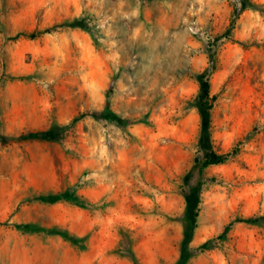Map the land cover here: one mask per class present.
I'll list each match as a JSON object with an SVG mask.
<instances>
[{
    "label": "rangeland",
    "instance_id": "rangeland-1",
    "mask_svg": "<svg viewBox=\"0 0 264 264\" xmlns=\"http://www.w3.org/2000/svg\"><path fill=\"white\" fill-rule=\"evenodd\" d=\"M240 1L0 0V264H175L190 171L187 264H264V0ZM206 71L209 148L238 153L203 168Z\"/></svg>",
    "mask_w": 264,
    "mask_h": 264
},
{
    "label": "trees",
    "instance_id": "trees-1",
    "mask_svg": "<svg viewBox=\"0 0 264 264\" xmlns=\"http://www.w3.org/2000/svg\"><path fill=\"white\" fill-rule=\"evenodd\" d=\"M248 8H253L249 0H241L240 1V10H245ZM70 28H83V23L81 21H73L68 24ZM34 36V35H33ZM31 35V37H33ZM208 71V70H207ZM204 72L199 76L200 89L199 94L195 101V106L198 111L200 117V137L198 141L199 149L204 152V159L201 164L203 168L220 165L226 163L231 157L235 156L238 153V149L235 148L231 152L226 154H219L210 147V136H209V118H210V110L212 109V102L214 100L213 97L209 94V84L206 79V75L208 74ZM94 118L96 119H104V120H116V116L110 112V110L106 107L102 112L98 114H94ZM63 131L61 127L53 126L46 131L41 132H33L28 133L23 136L25 140H43V141H53L56 140L60 133ZM2 142H6V138H1ZM194 163L197 164V160H194ZM183 181L185 184L184 191V200H185V210L182 219V240L180 242V255L175 264H187L188 260L193 256L189 252V243L192 240L193 232L196 228V219H197V209L200 203V188L201 184L199 181L193 182L191 179V171L186 173L183 177ZM260 220H264L263 218L258 219H247L245 222L249 224H258ZM208 242L205 243L202 248H207Z\"/></svg>",
    "mask_w": 264,
    "mask_h": 264
}]
</instances>
